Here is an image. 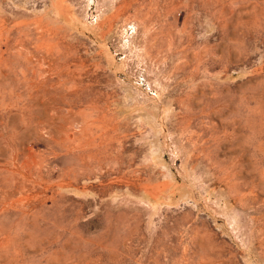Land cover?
<instances>
[{
  "label": "rangeland",
  "instance_id": "obj_1",
  "mask_svg": "<svg viewBox=\"0 0 264 264\" xmlns=\"http://www.w3.org/2000/svg\"><path fill=\"white\" fill-rule=\"evenodd\" d=\"M0 264H264V0H0Z\"/></svg>",
  "mask_w": 264,
  "mask_h": 264
}]
</instances>
